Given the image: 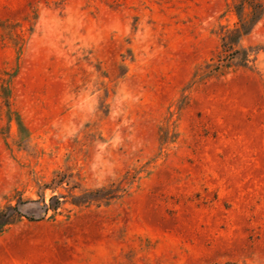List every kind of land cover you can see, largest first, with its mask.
<instances>
[{
  "label": "rangeland",
  "instance_id": "1",
  "mask_svg": "<svg viewBox=\"0 0 264 264\" xmlns=\"http://www.w3.org/2000/svg\"><path fill=\"white\" fill-rule=\"evenodd\" d=\"M250 4L0 0V264H264Z\"/></svg>",
  "mask_w": 264,
  "mask_h": 264
},
{
  "label": "trees",
  "instance_id": "2",
  "mask_svg": "<svg viewBox=\"0 0 264 264\" xmlns=\"http://www.w3.org/2000/svg\"><path fill=\"white\" fill-rule=\"evenodd\" d=\"M250 3V2H249ZM244 4H245V1L242 3V7L244 6ZM251 5V7H252V19L253 20H259V19H261L262 18V16H263V13H264V8L262 7V6H255V4H250ZM242 27H243V29H244V31H247L249 28L247 27V24L245 23V24H243V22H242ZM226 47V46H225Z\"/></svg>",
  "mask_w": 264,
  "mask_h": 264
}]
</instances>
